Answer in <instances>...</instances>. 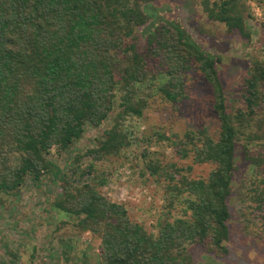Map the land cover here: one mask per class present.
I'll return each mask as SVG.
<instances>
[{
    "label": "trees",
    "instance_id": "1",
    "mask_svg": "<svg viewBox=\"0 0 264 264\" xmlns=\"http://www.w3.org/2000/svg\"><path fill=\"white\" fill-rule=\"evenodd\" d=\"M146 1L0 0V207L29 180L40 186L43 177L63 172L50 158L54 148L68 152L87 127L110 123L97 147L82 156L92 159L85 167L69 161V154L67 168L76 170L60 179L51 203L61 218L57 232L67 226L76 232L61 241L65 248L85 232L100 240L86 264H194L195 245L221 258L229 254V201L239 162L253 165L264 185V55L248 61L239 100L244 105L236 109L218 67L221 57L193 44L180 18L170 21ZM196 1L209 21L225 25L229 37L248 47L257 35L255 50L264 44L246 0ZM193 64L212 87L218 128L214 134L206 127L190 130L167 141L181 158L193 153L195 163L211 170L193 179L192 167L150 160L156 135L134 137L145 143L146 169L165 184L163 218L149 232L99 191L104 181L98 182L96 166L133 145L136 131L126 121L144 115L148 91L175 104L186 98ZM250 194L262 209L264 186ZM178 203L186 206V217L173 219ZM67 249L63 256L69 260Z\"/></svg>",
    "mask_w": 264,
    "mask_h": 264
},
{
    "label": "rangeland",
    "instance_id": "2",
    "mask_svg": "<svg viewBox=\"0 0 264 264\" xmlns=\"http://www.w3.org/2000/svg\"><path fill=\"white\" fill-rule=\"evenodd\" d=\"M146 2L153 11L170 21L180 18L193 44L221 57L222 63L218 67L231 104L236 109L243 106V101L239 100L248 61L252 56L264 55V44L259 50L253 46L259 36L254 35L251 46L246 47L241 41L228 36L224 24L209 21L196 0ZM246 4L252 17L250 21L258 26V33H264V3L246 0ZM140 49L143 51V47ZM185 89L186 98L178 104L164 100L155 90L148 91L151 94L150 105L144 110V115L126 121L127 127L136 131L131 136L133 145L118 156L99 161L96 166L98 182L104 181L99 191L111 202L123 205L130 219L142 224L149 232H156L163 218L165 184L146 169L141 153L145 143L138 141L148 135H156L149 148L150 160L157 159L165 165L175 162L181 168L192 167L190 176L193 179L206 177L211 170V165L195 163L193 153L188 158H181L167 141L169 137L183 136L190 130L206 127L214 134L218 128L213 111L212 87L204 80L196 64L186 75ZM109 125L108 120L101 127H87L68 152L59 154L54 148L50 158L63 172L58 177L54 174L56 172L43 177L40 186L29 180L21 193L9 197L5 206L0 207V264H86L98 253L100 240L91 232H85L78 242L71 240L67 244L70 249L65 248L61 241L69 240L76 232L69 226L57 232L61 218L52 209L51 203L61 187L60 179L75 169L74 166L67 168L69 154V161L85 167L92 159L82 156L97 147L98 140L103 138ZM134 137H138V141H134ZM78 156L80 160H77ZM252 167L247 161H240L233 182V195L229 201L231 232L226 242L229 254L213 258L203 247L190 246L194 264H264V207L257 208L248 196L253 188H263V176L253 171ZM185 210V205L176 204L172 218L186 217ZM66 249L71 255L69 260L63 256Z\"/></svg>",
    "mask_w": 264,
    "mask_h": 264
}]
</instances>
